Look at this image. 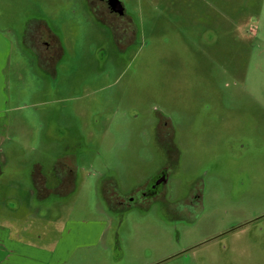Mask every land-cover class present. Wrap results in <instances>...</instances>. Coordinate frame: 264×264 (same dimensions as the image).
<instances>
[{
	"label": "rangeland",
	"instance_id": "1",
	"mask_svg": "<svg viewBox=\"0 0 264 264\" xmlns=\"http://www.w3.org/2000/svg\"><path fill=\"white\" fill-rule=\"evenodd\" d=\"M121 1L136 33L0 0V227L44 259L100 228L60 264H264V0Z\"/></svg>",
	"mask_w": 264,
	"mask_h": 264
},
{
	"label": "crops",
	"instance_id": "2",
	"mask_svg": "<svg viewBox=\"0 0 264 264\" xmlns=\"http://www.w3.org/2000/svg\"><path fill=\"white\" fill-rule=\"evenodd\" d=\"M40 171V170H39ZM37 172V171H35ZM3 173L2 169L0 168V174ZM40 177L41 174L38 176L33 175V184L37 190V188L41 185L40 184ZM12 187V186H8ZM4 225L6 228L10 229L5 223ZM4 227H0V264H60V262L64 261L66 257L70 254L68 252L74 249L75 243H86L90 242L95 236L98 235L100 232V228L96 226H92L88 228L85 223H82L80 226H74L70 229L67 233L69 240L66 239V243L62 246L55 247L53 249H48L46 252L48 255L46 256L47 259H44L40 256L35 255H26L23 252L24 243L21 240L12 241L11 240V232ZM11 230V229H10ZM7 241L14 242V244L9 248L5 242L4 235ZM97 239V237H95ZM61 247V248H60ZM77 246H75L76 248ZM58 248V249H56Z\"/></svg>",
	"mask_w": 264,
	"mask_h": 264
},
{
	"label": "flooded vegetation",
	"instance_id": "3",
	"mask_svg": "<svg viewBox=\"0 0 264 264\" xmlns=\"http://www.w3.org/2000/svg\"><path fill=\"white\" fill-rule=\"evenodd\" d=\"M105 2L106 5H104L105 7H107L110 11V15L112 16V19L116 20V24H115V28H120V29H124L125 32L128 31V28L132 31L134 30L136 33V28L135 26L133 27V23L132 20L124 13V6L122 3V7L123 9L120 11L114 10L113 6L111 5V0H103ZM92 7V6H91ZM121 7V8H122ZM95 11V10H94ZM96 12V11H95ZM97 13V12H96ZM97 15L99 16V14L97 13ZM100 17V16H99ZM130 20V21H128ZM105 21V20H104ZM118 21V22H117ZM106 22V21H105ZM110 27L113 29V27L111 26V24H109ZM118 26V27H117ZM114 30V29H113ZM63 179V178H62Z\"/></svg>",
	"mask_w": 264,
	"mask_h": 264
},
{
	"label": "water",
	"instance_id": "4",
	"mask_svg": "<svg viewBox=\"0 0 264 264\" xmlns=\"http://www.w3.org/2000/svg\"><path fill=\"white\" fill-rule=\"evenodd\" d=\"M111 5L113 6L114 10L120 11L123 9L121 0H111Z\"/></svg>",
	"mask_w": 264,
	"mask_h": 264
}]
</instances>
